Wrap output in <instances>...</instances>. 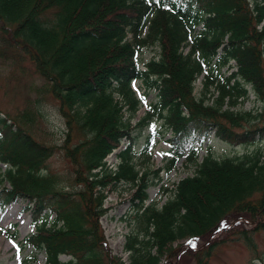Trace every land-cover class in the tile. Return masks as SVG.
Masks as SVG:
<instances>
[{
  "label": "trees",
  "instance_id": "obj_1",
  "mask_svg": "<svg viewBox=\"0 0 264 264\" xmlns=\"http://www.w3.org/2000/svg\"><path fill=\"white\" fill-rule=\"evenodd\" d=\"M157 44L158 58L142 69L140 50ZM0 61L28 64L42 81L24 108L0 110V206L26 203L34 227L26 244L45 253L43 264H125L100 223L107 190L122 183L136 207L137 229L124 243L128 264H176L183 256L208 264L227 237L256 251L264 147L226 157L207 148L201 158L198 149L210 133L233 145L264 140V114L236 109L247 85L264 103V0H0ZM223 67L231 70L225 75ZM137 80L156 92L138 128L155 118L171 133L166 171L182 158L194 166L161 206L145 205L157 171L140 170L133 157L135 129L126 116L139 107ZM45 96L65 121L60 144L51 142L39 108ZM159 135L147 136V158ZM122 141L118 162L107 165ZM56 153L68 161L63 173L48 170ZM220 229L222 237L208 241ZM184 239L196 241L188 248ZM255 258L264 264V251Z\"/></svg>",
  "mask_w": 264,
  "mask_h": 264
},
{
  "label": "rangeland",
  "instance_id": "obj_2",
  "mask_svg": "<svg viewBox=\"0 0 264 264\" xmlns=\"http://www.w3.org/2000/svg\"><path fill=\"white\" fill-rule=\"evenodd\" d=\"M185 50H187V47ZM158 54V44L143 47L138 54L140 67L144 69V64L152 58H158ZM231 63L233 62L231 61ZM221 71L225 72L226 75L229 70L227 67H223ZM202 75L195 82L194 93L196 95L199 94L202 87ZM41 83V79L32 73L31 66L28 64L22 63L15 66L13 63L11 65L9 62L0 61V110L14 113L16 110L24 108L27 100L33 101L36 98L37 91L35 89ZM132 88L139 98V107L133 116L126 117L129 119L132 131L135 129L133 131L134 143L132 146L134 162L140 170L147 168L151 171H157V176L151 174L152 183L147 189L148 198L145 205L156 203V205L161 206L167 200L173 186L180 179L194 173V166L186 165L184 158H182L169 172L166 171V165L171 158V146L168 142L171 133L165 129L163 120L152 118L141 128L137 126L149 106L156 101V92L152 88L147 89L140 80L134 81ZM247 88L249 89L247 98L242 99L236 109L264 114V103L255 95L250 85H247ZM209 89L212 91L213 87ZM39 108L44 114L46 123L44 125L52 133L51 142L60 144L67 129L56 101L46 96L40 98ZM154 131H159L160 135L152 141L150 157L147 158L142 153V149L147 136ZM126 144L125 141H122L119 148L113 150L106 157L107 165L111 166L117 163L116 155ZM257 147H264V140L249 145H232L210 133L198 149V153L199 158H201L209 148L214 156L226 157L240 155ZM48 167V170L63 173L68 167V161L60 153H56L49 159ZM5 168V165L0 164V172H3ZM132 193L133 189L127 184L122 183L114 188L110 187L104 201L106 212L100 218L107 247L113 254L121 257L125 264H128V252L124 250L127 234L137 229L134 218L136 207L130 199ZM25 204L24 201L18 200L0 206V264H43L45 262L46 256L43 251L35 250L32 246L26 244V239L34 233V227L30 210H24ZM9 212H11L10 217H8ZM238 221H241L242 227L250 229V222ZM214 237L210 240L219 239L222 236L218 232ZM251 237L255 243L256 251L254 253L242 239L227 237L215 247L208 259V264H263L255 257L262 256L264 251V229L251 233ZM195 241L184 239L179 243H184L189 248ZM201 243L202 241H197V245ZM69 258L67 255L60 256V259L64 261ZM162 262L165 263V260ZM176 264H192V262L190 258L183 256L176 261Z\"/></svg>",
  "mask_w": 264,
  "mask_h": 264
},
{
  "label": "bare ground",
  "instance_id": "obj_3",
  "mask_svg": "<svg viewBox=\"0 0 264 264\" xmlns=\"http://www.w3.org/2000/svg\"><path fill=\"white\" fill-rule=\"evenodd\" d=\"M10 216H11V212L8 213V217H10Z\"/></svg>",
  "mask_w": 264,
  "mask_h": 264
},
{
  "label": "snow or ice",
  "instance_id": "obj_4",
  "mask_svg": "<svg viewBox=\"0 0 264 264\" xmlns=\"http://www.w3.org/2000/svg\"><path fill=\"white\" fill-rule=\"evenodd\" d=\"M193 246H195V245H193Z\"/></svg>",
  "mask_w": 264,
  "mask_h": 264
}]
</instances>
